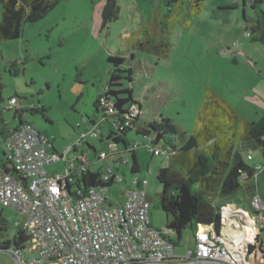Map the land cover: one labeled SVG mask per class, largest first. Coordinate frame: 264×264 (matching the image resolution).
I'll return each instance as SVG.
<instances>
[{
	"label": "rangeland",
	"instance_id": "obj_1",
	"mask_svg": "<svg viewBox=\"0 0 264 264\" xmlns=\"http://www.w3.org/2000/svg\"><path fill=\"white\" fill-rule=\"evenodd\" d=\"M252 1L205 0L199 15L186 18L184 0L185 15L164 37V42L169 40L170 50L162 57L159 54L164 47L148 43L149 36L143 32L153 16L156 22H164L165 6L159 0H119V18L107 25L102 20L105 0H61L41 20L26 23L20 38L0 40V82L4 86L0 117L6 127L16 126L15 109L6 107L8 100L16 97L18 109H24V119L48 136L62 157L47 167L50 172L62 174L72 165L77 168L76 159L81 155H86L88 163L96 162L91 166L93 170L108 165V159L97 162L96 156L110 151L106 136L109 130L117 132L118 124L112 117L103 121L95 102L107 87L112 70L108 57L114 55L124 57L125 66L133 68V81L128 85L142 105L138 126L170 118L188 135L192 134L203 104L209 102V90L235 109L239 127L244 120L257 121L264 113V46L249 36L244 15L255 16ZM223 7L232 8L222 10ZM261 7L264 11V0ZM1 18L0 3V21ZM185 21L187 26L182 25ZM42 107L45 110H36ZM92 120L102 121L104 138L88 136L78 144L82 133L88 132L87 121ZM127 138L139 143L147 141L136 133V127ZM172 144L180 145L178 141ZM3 149L0 142V156ZM251 154L254 159L249 162L261 165L262 170L251 180L249 191L231 198L234 205L247 208L254 196L264 202V161L259 150ZM137 156L139 172H131L133 161L128 154L130 162L120 169L125 180L111 186L110 198L114 205L124 202L133 177L147 179L151 223L165 230L167 216L160 206L162 186L157 173L168 160L152 155L143 146L137 149ZM0 212L12 236L20 214L1 204ZM166 233L173 238L179 254L194 246L192 229L184 230L180 240L174 230L167 229ZM262 238L264 249V228ZM0 264L15 262L9 253L0 250Z\"/></svg>",
	"mask_w": 264,
	"mask_h": 264
},
{
	"label": "built area",
	"instance_id": "obj_2",
	"mask_svg": "<svg viewBox=\"0 0 264 264\" xmlns=\"http://www.w3.org/2000/svg\"><path fill=\"white\" fill-rule=\"evenodd\" d=\"M17 103L16 97L8 100L10 106ZM100 135L94 125L82 133L78 144L88 136ZM3 143L0 204L20 214L15 231L27 236L22 248H7L15 264H264V202L260 196L251 198L248 208L225 203L220 226L200 224L194 232V246L179 254L166 230L151 223L147 179L134 176L126 200L113 204L111 186L125 180L120 169L130 162L126 151L113 141L108 143L109 152L96 156L97 162L109 160L101 167L105 186L93 187L81 198L69 196L65 188L75 165L62 174L50 172L47 167L62 157L52 149V140L32 124L12 130ZM147 145L161 157L169 158L176 150L172 143ZM247 158L253 160L252 154ZM76 161L88 163L86 155Z\"/></svg>",
	"mask_w": 264,
	"mask_h": 264
},
{
	"label": "trees",
	"instance_id": "obj_3",
	"mask_svg": "<svg viewBox=\"0 0 264 264\" xmlns=\"http://www.w3.org/2000/svg\"><path fill=\"white\" fill-rule=\"evenodd\" d=\"M60 1L0 0L2 5L0 40L20 38L26 23L41 20ZM204 1L187 0L186 18L199 15L204 9ZM159 2L165 6L164 22H156L153 16L143 32L149 36L148 43L154 42L157 47H164L159 55L165 57L169 53L170 44L169 40L167 43L164 42V37L169 36L174 24L185 15L183 12L185 3L184 0H159ZM261 3L262 0H253L250 6L255 10V16L244 15V17L247 19L250 38L264 46V11ZM234 6L237 7V4ZM230 8L232 7L221 9ZM119 10V0H105L102 10L103 24L107 25L117 20ZM216 16L218 17L219 14ZM182 25L187 26V21ZM132 36L133 34L130 37ZM144 44L140 46L143 47ZM108 61L112 65L110 78L105 91L95 102V109L102 113L103 121L112 117L117 122V132L109 130L106 140L113 141L130 155L133 161L131 172L136 174L140 170L137 156V149L140 146L155 155L150 151L147 142L152 146L159 143L171 144L175 141L180 144L174 147L176 150L169 158L162 157L168 160V164L161 167L157 173L162 186L160 206L167 216L165 230H174L180 240L184 230L192 229L195 232L200 224H213L218 228L221 221V207L231 202V198L237 197L240 192L249 191L251 188L247 181L256 178L262 170V167L258 168L254 163L249 162L245 152L259 150L264 161V113L259 120L253 122L244 120L239 127L238 113L235 109L209 90V102L203 104V111L192 134L188 135L170 118L161 117L160 121L144 122L138 126L142 105L134 97L132 86L128 85L133 81V68L125 66L126 59L122 56L111 55ZM3 88V83L0 82V104L4 102ZM6 107L15 109L14 117H17L18 123L15 127L8 128L0 117L2 140L12 130L26 123L32 124L24 119V109H18V103L14 106L7 104ZM36 110H45V108ZM101 122L87 121L89 129L97 125L101 130L100 136L104 138ZM135 127L136 133L143 135L147 140L146 143H137L127 138L128 132ZM88 145L90 149L96 151L89 143ZM79 164V167L72 169L77 175L70 174L66 178L65 188L69 189L68 195L74 198L86 196L93 187L105 186L101 178V168L91 169L95 162ZM218 200L220 202H217ZM8 228L9 223L0 212V250H5L10 245L22 248L27 241L26 234L19 230L14 231L10 236ZM166 235L171 237L167 233Z\"/></svg>",
	"mask_w": 264,
	"mask_h": 264
},
{
	"label": "crops",
	"instance_id": "obj_4",
	"mask_svg": "<svg viewBox=\"0 0 264 264\" xmlns=\"http://www.w3.org/2000/svg\"><path fill=\"white\" fill-rule=\"evenodd\" d=\"M0 142H2V145L4 147V143H3L2 137H0ZM248 146L251 147L250 145H248ZM4 151H5V148L3 149L2 155L0 156V164L2 163L3 158H4V155H3ZM251 151L252 150H246L245 155L247 156L248 154H250ZM247 184L251 188V181H247Z\"/></svg>",
	"mask_w": 264,
	"mask_h": 264
},
{
	"label": "water",
	"instance_id": "obj_5",
	"mask_svg": "<svg viewBox=\"0 0 264 264\" xmlns=\"http://www.w3.org/2000/svg\"><path fill=\"white\" fill-rule=\"evenodd\" d=\"M52 149L55 150L54 147H52ZM3 251L9 253V254L12 256L11 252L9 251V249H5V250H3ZM12 257H13V256H12Z\"/></svg>",
	"mask_w": 264,
	"mask_h": 264
}]
</instances>
